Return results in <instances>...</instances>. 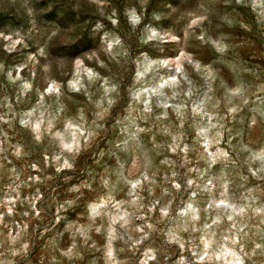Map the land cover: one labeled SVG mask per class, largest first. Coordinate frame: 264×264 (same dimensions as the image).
<instances>
[{"label":"clouds","instance_id":"clouds-1","mask_svg":"<svg viewBox=\"0 0 264 264\" xmlns=\"http://www.w3.org/2000/svg\"><path fill=\"white\" fill-rule=\"evenodd\" d=\"M0 264H264V0H0Z\"/></svg>","mask_w":264,"mask_h":264}]
</instances>
